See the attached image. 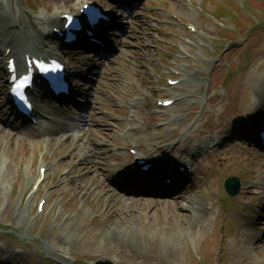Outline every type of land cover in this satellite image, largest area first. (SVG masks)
Returning a JSON list of instances; mask_svg holds the SVG:
<instances>
[{
    "label": "rangeland",
    "instance_id": "obj_1",
    "mask_svg": "<svg viewBox=\"0 0 264 264\" xmlns=\"http://www.w3.org/2000/svg\"><path fill=\"white\" fill-rule=\"evenodd\" d=\"M0 1L3 2L4 0ZM10 1L13 4V12L15 14L27 15L30 18V13H35L38 7L42 10V14L43 12L46 13L45 6L38 0H9L7 4L9 8L11 7ZM94 1L99 4L103 3L99 0ZM217 1L191 0L193 4L191 6L192 8H196L200 5L204 9L203 15L208 16V12L212 13L218 8L219 2ZM220 1L225 5L224 0ZM227 1L229 2L230 0ZM246 1L244 11H238L236 6L231 5L233 12L230 13V16L221 11H219V14H213L216 18H221L220 20L224 19L222 21L228 28L225 30L226 35H222V32L212 29L214 24L210 20H206L207 23L201 13L192 10L188 6L190 3L184 2V0H170L169 2L165 0H133L124 7H115L113 9H111L112 5L110 3L105 2L104 5L102 4L104 9L111 11L113 14L112 26L109 28V32H106L102 42L108 44V47L111 45L114 48L115 56L111 61H104L102 58L95 59L93 56L91 60L88 61L85 59L84 61L81 56H77L78 53H85L84 50L69 54L67 60L72 65V68H74V72L77 73L76 78H72L73 84L79 85L80 89H75L76 94L72 97V105L64 107L65 110L76 113L81 118L89 117L91 122L94 120L98 121L99 125H103L105 121L109 122L112 132H115V127L118 129L119 137L118 132H115L117 134L115 135L116 139L110 141L113 147L108 151L102 149L96 156V162L101 170L110 167L108 164L113 160L116 145L121 146L122 144L120 139L127 124L128 103L135 100V97L145 99V103L139 108V118L146 119L148 123L144 132L138 136L143 135L146 139L150 138V141L153 143L156 142V139L169 138L170 133L166 134V130L156 129L157 122L163 120V116L156 115L152 112L154 106L151 95L154 97V93L159 92L156 87L157 85L163 87V79L166 77L169 60L166 58V55L170 56L172 54L170 51L173 50V45H177V47L182 46L179 38L172 39L167 32L162 31L164 28L166 31L169 30L166 28V21H172L170 20V14L172 12L183 17L185 23H192L195 26H199L206 34H210L209 40L205 38L198 39L196 47L192 48L194 62H192L191 66L177 61V64L183 67L185 72L195 73L190 82L194 83L197 81L199 84L197 89L193 90L191 100L194 99V96H203L205 98L206 86L210 79L212 81L210 95H215L213 100L216 98L224 99V108L225 110L226 108L229 110L230 115L223 113L219 119L218 115L222 111V106L213 102L211 105H208V115L210 117L209 126L211 128H217L222 127L224 122L230 124L234 121L236 118L235 114L239 111L238 107L244 105V100H247L248 96L255 90L247 85L241 88L240 84L244 83V77L248 73L254 72V63L256 62L253 63L252 56L246 63H243V59L245 55L253 52H261L264 55V52H262L264 50V0ZM43 3L50 5L51 9L48 13H53L55 9H72L74 5V2H71V0H46ZM26 5L32 10L27 8ZM229 9L230 7L227 8V11ZM248 19H251L252 22H249ZM259 21L263 26V28L260 27L262 29L253 31L252 35L247 37L248 39L242 37L254 28V23H258ZM237 29L241 32V35H239ZM171 31L175 32L178 36L187 37L188 35L180 27L175 30L172 29ZM217 37H222L228 45L236 42L237 39H240V42L236 46L235 44L231 45V50L233 48L231 53L220 55L219 61H221V65L215 68L214 76H212L211 72L209 74L210 66L214 63L211 59L216 57L215 53L217 51H214V49L220 48L219 46L221 44V40H218ZM223 55L224 58L222 60ZM208 58L210 59L208 60ZM248 63L249 66L246 68ZM261 71L264 72V65ZM227 72L230 78L226 81L225 75ZM260 80H263V78ZM156 82L158 83L156 84ZM244 88H247L248 93H250L248 96H243L241 93ZM79 95L81 96L78 97ZM91 102L93 103L91 104ZM83 104L86 106H83ZM3 106H0V111ZM204 106L206 110L207 106ZM201 107L196 105V108H194L192 104L182 105L180 112L186 113L193 111L190 114L196 119H199ZM6 111V109H3L0 115V119L3 121ZM124 111L125 113L122 115L121 113ZM171 114L168 112L165 117ZM174 114L178 115V112L174 111ZM121 120H123L122 126L117 127ZM179 124L183 130L185 123L180 122ZM92 127H96V125L93 124ZM87 129L88 127H86ZM82 131V129L80 131L70 130L69 132L61 134V136L63 139L65 136H70L71 134L80 135ZM47 141L48 137H43L42 141H37L34 135L26 132L20 135L15 143L9 144L6 147H4V142H0V168L2 163H4V166L6 168L10 166L12 171L9 178H6V175L3 177L0 176V228L6 230L5 233L8 235L12 231L15 234L17 233L16 235L19 237L28 238V243L37 248L31 254V258L39 259L37 264H50L45 260L46 252L43 250V247L52 245V250H60L64 254V249L67 248L63 247V239L65 234L70 233L69 231L74 232V239L78 243L71 248L72 251L69 250L68 254L71 256V262L75 258L86 262L91 257L97 261L98 257V264H109L108 261L110 260L112 262L115 258L114 264H143V261L139 260L138 254H143L142 248H147V241L145 243L146 245L142 244L143 247H141L138 242L140 235H142L143 231L154 233L151 235L153 238L157 236L156 238H159L158 240L160 242L164 241L162 243L163 245L166 244L165 239H162V236L166 238L165 235H167L164 232V226L168 227L166 231L170 236L176 234L173 230L169 229L167 224L169 219H171V228L175 225L176 227H181V229L177 233V240L168 243L169 251L166 252L165 248L161 250V257L165 254L167 255V253H171L173 255L175 254L178 261L177 264H198V260L195 259V252L198 251L204 264H216L218 262L216 255L219 245V230L217 227L213 229V226L210 224L209 229L202 233L200 231L201 224L198 222L199 216L196 214L192 215L189 211H184V209L181 210L178 205L180 202L181 204H185L183 199L190 201L194 198L200 201L201 204H205L204 197H208L212 190L217 189L221 192L223 181L229 176H226L228 167L231 166L227 163L224 164L221 158L227 160L228 156L234 157L239 155L242 159L248 160L255 169L264 171V158L256 154L242 153V150L238 146L232 147L231 149L227 147L224 149V154L221 157L203 160L201 171L197 174V178H194L193 183L188 185L187 191L185 193L183 191L176 193L178 197L180 196V199L177 200L178 205L176 207L169 206L167 209H154L151 206H142V209L134 210L129 206H124V203H117L107 208L104 200L100 203L98 202L96 192H89L94 188H89V184L83 181L84 169L77 171L75 165H79L80 159L70 158L71 148H63L58 143L48 144ZM169 142H172V140ZM45 146L48 148L45 149ZM8 148L9 151H7ZM33 152L37 157L38 155L46 153L48 162L51 165L50 176L57 175L58 177L59 175L58 178H60V183L58 182L54 185L56 190L48 193L50 195V203L44 210L46 212V220L41 223H38L40 219H33V205L30 206V210L24 208L26 189L29 190L33 177V171L30 174L29 172L26 174L24 168L30 163ZM155 153L159 154L160 152L156 151ZM169 154L170 151H167L166 155ZM231 160L236 165V159L231 158ZM68 161L71 162L68 163ZM72 168H75V171ZM65 172L70 173L65 176ZM244 174L248 177L251 175V172H244ZM87 176L90 177L91 174H87ZM50 182L51 178L47 180L49 186ZM193 187L194 189H192ZM242 188L244 187L242 186ZM109 190L111 191L112 188H109ZM244 192V195H250L247 191ZM118 193L123 195L120 192ZM131 197L136 199L140 198L137 195H132ZM241 200L249 201L250 199L242 197ZM167 201L172 203L173 198H169ZM82 202L85 204V209L89 208L91 210L92 216L85 215V210L81 212L77 209ZM132 210L133 215L130 216ZM56 211L59 212V216L54 219L53 215ZM24 212H26L25 216L23 215ZM262 212L264 215V208ZM69 216L70 219H68ZM93 217L95 221L92 222L91 218ZM125 222L130 226V230L136 238V240H132L135 242L134 248L130 249L131 253L128 256H124L125 254L119 255L121 253L119 248L126 243L122 240L112 238V236H116L114 232H121V229L127 226ZM184 222H186L185 225ZM34 223H36L35 227H33ZM239 223L240 221L232 219L230 221L231 229L228 225L227 232H231L228 234V239L224 242L222 253L224 264L250 263L249 261L254 257L259 260L257 264H264V236L263 238L261 237V240L259 239L255 244L251 245L254 248L251 251L253 253L251 259H248L247 256L243 258L244 253L242 256H238L237 259H228L231 252H233L231 247L232 243L235 244L238 239L234 229L237 232L239 231ZM258 224L262 227L258 228H261L260 232L264 231V217ZM182 228L186 230L182 231ZM162 229L165 235L160 232ZM38 231H40L39 234L42 241L37 239L33 241L32 235H38ZM209 232L213 234L211 237H213L212 239L214 241L211 240V237L206 236ZM26 234L27 236H25ZM108 234L112 236L109 237ZM259 235L261 236L263 234ZM9 241L6 238L7 246L12 245L10 244L12 242L9 243ZM121 250L123 249L121 248ZM147 253L148 251L145 255ZM55 255L57 258L59 257V255ZM24 262L27 264L25 259Z\"/></svg>",
    "mask_w": 264,
    "mask_h": 264
},
{
    "label": "bare ground",
    "instance_id": "obj_2",
    "mask_svg": "<svg viewBox=\"0 0 264 264\" xmlns=\"http://www.w3.org/2000/svg\"><path fill=\"white\" fill-rule=\"evenodd\" d=\"M2 6V7H1ZM6 7L2 4H0V12H2L3 9H5ZM54 16H59L57 14H54ZM53 16V17H54ZM0 19L1 16H0ZM4 19V20H3ZM2 20L4 21L2 24H0V54H1V58L3 56V51H4V43L5 41L7 40L6 37L8 36H11L13 35L14 37V40L11 44V48H14V50L17 52V55H22L23 54V51L26 50L25 48H29V37H28V34L26 31L24 30H20L19 28L17 29L11 22V19L10 18H3ZM37 22H41V23H45L46 24V27L47 28H50L52 27L53 25L50 24V20L49 21H45L44 18H38L37 19ZM8 26L10 28V31L8 29ZM44 26V25H43ZM45 29V28H44ZM37 36L39 37V39L41 40H47V39H50L51 36H49L48 33H46L43 29H40L38 30L37 32ZM26 42V45L27 46H24L23 43ZM2 77H6V74L3 73L2 74ZM1 77V78H2ZM262 77V76H261ZM260 76L257 75L256 73H254L253 75L252 74H249L248 77H247V81L250 82V86H253L255 84V80H259L258 82H260ZM263 79H264V75H263ZM263 86H264V80H262V82H260ZM78 86H75L74 88H76ZM179 97V96H178ZM177 97V98H178ZM261 101V100H260ZM262 102V101H261ZM259 101L255 102V108L256 106H258ZM241 109H245V107H241ZM53 113L55 115V117L57 118V120H59V122H61V120L59 119V117L62 119V123L63 124H57V123H54V124H46V128H47V134L49 133H52L53 135H55L56 133H59V132H69L70 130H81L84 126L78 121V118L79 117H72L69 115L66 116V115H62L61 113H56L54 112L51 107H47V111L46 113ZM49 113V114H50ZM83 123H86L85 120L82 121ZM90 124H98V121L94 120V121H89ZM137 128V127H136ZM108 130H111L110 129V126H109V123L108 122H104L102 127H98V128H92V129H87V130H83V134L81 135H76V136H67V138L65 139L64 141V145H69V146H73L75 148V154L76 156H78V154H81V160L80 161H86V159L89 158V155L87 154V152H91L92 154L93 153H96L97 152V148L98 147H101V146H104L105 144H109L108 142L114 137V133H109ZM134 130V129H133ZM194 132V130H192V133ZM22 135V131H20V129L16 128V126H8L7 127V130L4 128V129H1L0 128V140L1 141H4L5 143V147L9 144H13L15 143L14 141L16 140V137L17 136H20ZM194 135V134H193ZM55 138H57V136H53ZM193 139H189V138H185V140L182 141V145L180 147V150H183L185 151L186 147H188V144L192 141ZM188 150H191L192 152H194L193 148L192 149H188ZM7 151H9V148L7 149ZM191 152V153H192ZM88 172H91L90 170H87L86 174H88ZM12 173L11 169H10V166L9 168L6 166H4V163H2L1 165V168H0V176H5L6 178H9L10 174ZM95 175L97 176V181H96V187H102L103 189L106 188V191H105V194L107 193V190H108V201H107V206H114L115 204L117 203H124V206H129L131 209H142L143 207L142 206H147V207H153L154 209H161V208H165L167 209L169 206H173V207H176L177 204V200L180 199V197H175L173 198V201L172 203L167 201V200H161V201H155V200H143V199H135V198H132V197H123L119 194H115V191L114 190H109V187H104L102 186L103 185V182L105 180V178H107L106 175H104L102 172H98L97 170H94L93 172H91V176L88 177L87 175L85 176V182H90L94 179V177H92V175ZM1 178V177H0ZM92 185L93 182H91ZM98 187V188H99ZM89 188H91V186H89ZM89 192L92 193V191L90 190ZM112 192V193H111ZM165 198H168V196H165ZM183 201L185 202V204H180L178 205L179 208L183 209L184 208V211H189L192 215L194 214H197L195 211H200V208H203V206H200L198 203L199 201L198 200H191V201H186L183 199ZM190 203V204H189ZM189 204V205H188ZM177 207V208H178ZM157 211V210H156ZM156 214V213H155ZM133 215V210L130 212V216ZM170 218V217H169ZM156 222V220H154ZM154 222V224H155ZM126 223V222H125ZM170 223H171V219H169L167 221V224L169 226V229L173 230L176 234H173V236H170L168 234V232L166 231L168 229L167 226H164V229L165 231L162 229L160 232L165 235L164 232L167 233L166 236V244H162L163 242H160V240H158L155 236L154 237V244H153V247L152 248H149L147 246V248H142V251H143V257L142 258H147V256H145V253L147 251L151 252V255L153 257H155V259L153 260V262H151L149 259L148 260H145V262H143L144 264H177L178 261L175 257V254H170V255H164L163 257L160 256L161 254V250L164 249V247H167L169 246V242H174L176 241L177 239V233H179L178 231H180L181 227H176L175 225L173 226V228H171L170 226ZM186 222H184V225H185ZM127 224V223H126ZM184 225H182V227H184ZM206 226L203 228V231L206 230ZM149 230V229H148ZM186 230V229H185ZM184 228H182V231H185ZM147 231V230H146ZM164 231V232H163ZM122 233H119L113 237V238H116L117 236H119L121 238L122 241H124L126 244V247L123 248V250H121V248H119L120 250V254L119 255H123L125 254L124 256H128L130 255V249H133L134 248V241L132 240H136V238L134 237L132 231L130 230V227L127 228V229H124L123 231H121ZM246 232H247V235L248 236V239L245 241V244H247L248 246H251L252 244H254L255 242L259 241V235H257V233L252 229H246ZM147 234H148V237H151V239L153 238L151 235H153L151 232H148L147 231ZM172 238V239H171ZM138 239V238H137ZM139 241V245L141 247H143L142 244L146 245V240H144L143 238H139L138 239ZM69 242H72L75 244V241H74V236L72 234H69L68 237H67V240H66V243H69ZM128 244H130V246H128ZM156 248L158 249L157 252H155V246ZM147 250V251H146ZM157 254V255H156ZM233 258H235L236 256L240 255V251H233L232 254ZM230 255V256H231ZM138 256V255H137ZM145 256V257H144ZM119 262H120V259H119ZM112 264H114L112 262Z\"/></svg>",
    "mask_w": 264,
    "mask_h": 264
}]
</instances>
